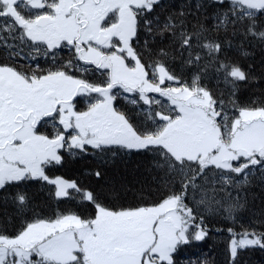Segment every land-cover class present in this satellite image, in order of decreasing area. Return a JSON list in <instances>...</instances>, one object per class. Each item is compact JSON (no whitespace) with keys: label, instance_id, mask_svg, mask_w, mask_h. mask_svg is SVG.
I'll return each instance as SVG.
<instances>
[{"label":"trees","instance_id":"obj_1","mask_svg":"<svg viewBox=\"0 0 264 264\" xmlns=\"http://www.w3.org/2000/svg\"><path fill=\"white\" fill-rule=\"evenodd\" d=\"M42 2L33 8L17 0V20L0 0V68L26 79L65 73L90 89L110 86V69L82 59L72 46L51 48L28 37L22 22L53 12L59 0ZM135 16L131 46L146 79L158 84L163 69L167 87L207 91L225 143L232 140L241 112L264 110V8L234 0H159L150 9L137 8ZM128 64L133 68L132 61ZM111 92L113 107L140 139L158 140L179 119L162 94L150 93L146 100L123 86ZM101 101V93L89 90L76 95L73 106L85 112ZM36 132L60 137L65 133L60 114L42 118ZM59 154L45 165V177L25 176L0 187V238L17 237L35 223L67 217L90 223L100 210L131 212L176 197L191 217L188 240L171 261L158 264H264V154L223 169L179 160L159 144L75 147L68 137ZM59 177L75 183L65 197L57 195L53 182ZM245 236L258 244L238 247L233 255V240ZM60 264L87 263L77 252L75 260Z\"/></svg>","mask_w":264,"mask_h":264},{"label":"rangeland","instance_id":"obj_2","mask_svg":"<svg viewBox=\"0 0 264 264\" xmlns=\"http://www.w3.org/2000/svg\"><path fill=\"white\" fill-rule=\"evenodd\" d=\"M157 1L59 0L52 14L56 26L42 29L32 22L27 26V33L31 39L45 42L50 47L62 43L73 46L83 59L111 67L115 85L140 92L146 100L150 93L164 95L179 112V119L171 122L158 140L140 139L125 118L113 108L114 100L110 92L102 94L103 101L99 105L85 112H76L70 105V99L80 83L59 74L50 78L44 86L45 91L40 96L43 102L36 107V124L57 109L75 147L121 145L139 149L148 144H159L179 160H199L203 166L215 165L223 169L233 168L234 162L240 158L264 154V110L243 111L234 124L232 140L225 143L213 100L207 91L167 87V75L163 69L158 84L146 79L130 44L137 27L135 10L138 7L150 9ZM234 1L253 8H264V0ZM5 2L10 10L16 0ZM28 2L37 8L41 7L42 0ZM102 29L113 39L103 48H98L96 38ZM126 60L134 62L132 69L128 68ZM5 71L10 78L17 77L15 73ZM46 87L56 90V93L46 97ZM85 92L81 90V93ZM104 120L110 122L109 130L99 124ZM37 134L26 129L17 146L5 144L0 151V187L25 176L44 177L47 162L59 160V149L48 151L50 142ZM53 182L59 197H65L75 186V183L63 178H55ZM190 225V214L176 197H170L152 208L131 212L100 210L98 218L90 223L77 217L35 223L17 237L0 238V264H35L37 260L69 263L76 259L77 252L83 255L87 264L169 262L176 247L188 240ZM198 237H203L202 231L198 232ZM257 242L249 236L235 239L232 254H236L238 247L256 245Z\"/></svg>","mask_w":264,"mask_h":264},{"label":"flooded vegetation","instance_id":"obj_3","mask_svg":"<svg viewBox=\"0 0 264 264\" xmlns=\"http://www.w3.org/2000/svg\"><path fill=\"white\" fill-rule=\"evenodd\" d=\"M51 25L56 26L55 22H52L44 29H47ZM104 33H106L105 30ZM107 36H109L107 42H110L113 36L109 34ZM116 50L119 51V48H116ZM5 70L4 68H0V151L4 149L5 144L11 147L17 146L22 133L26 129L32 130L35 133L36 107L39 106V102H43V97L40 98V96L43 95L45 91L44 86L51 78L45 77L35 80L26 79L20 75L10 78ZM54 92L56 93V90L46 89V97H52ZM74 93L76 95L80 93L79 87L76 88ZM63 102L64 100L61 101V105ZM99 124L106 130L110 129V122L107 120H104L102 123L99 122Z\"/></svg>","mask_w":264,"mask_h":264},{"label":"water","instance_id":"obj_4","mask_svg":"<svg viewBox=\"0 0 264 264\" xmlns=\"http://www.w3.org/2000/svg\"><path fill=\"white\" fill-rule=\"evenodd\" d=\"M50 21H52L51 18L49 17H42L40 18L38 21H37V25L41 26V27H44L45 25H47ZM103 37L99 38V44H103L105 41H106V38L102 39ZM112 88V85L109 87V88H105V89H99L98 91H103V90H109ZM169 118H166V120H168ZM63 138H60L59 140L57 141H54L53 144H57V143H60L62 141Z\"/></svg>","mask_w":264,"mask_h":264},{"label":"bare ground","instance_id":"obj_5","mask_svg":"<svg viewBox=\"0 0 264 264\" xmlns=\"http://www.w3.org/2000/svg\"><path fill=\"white\" fill-rule=\"evenodd\" d=\"M43 139L45 140V141H47V142H50V145L52 146V147H54V145H52V143H51V141L48 139V138H46L45 136H43ZM60 155V154H59ZM60 158V157H59ZM53 160V159H52ZM45 167V166H44ZM33 177V176H32ZM45 177V176H44Z\"/></svg>","mask_w":264,"mask_h":264}]
</instances>
